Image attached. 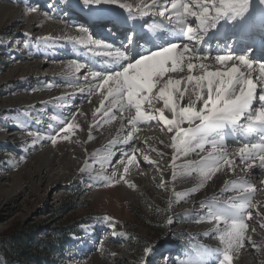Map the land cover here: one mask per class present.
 Instances as JSON below:
<instances>
[{
    "label": "snow or ice",
    "instance_id": "6c2138e0",
    "mask_svg": "<svg viewBox=\"0 0 264 264\" xmlns=\"http://www.w3.org/2000/svg\"><path fill=\"white\" fill-rule=\"evenodd\" d=\"M73 3L86 11L90 22L105 32L120 31L121 26L127 24L126 18L104 7V5L116 3V0H82V4L79 0H72L69 7H72ZM259 3L264 5V0H259ZM155 4L156 0H152V4L146 5L145 9L154 7ZM120 8H127L129 15L132 14L130 6L121 4ZM170 9L169 20L171 22L175 19V27L179 29L177 39L186 37L188 41H195V43L178 45L176 42L165 39L164 34L161 33L157 39L162 40L163 43L157 44L147 32L124 28L125 43L115 49L111 60L118 70L107 74L102 71L90 73L94 79L98 78L99 82L89 91L99 92L104 98L101 100V107L95 110L93 116L101 111L109 116L112 108H106L104 105V101H109L113 107L119 106L120 112H123L125 108L135 110V116L128 120L133 130L140 122L159 121L167 127L168 132H174L171 147L177 154L187 156L196 149L204 151L205 145L209 144L211 151L207 157H202L198 164L184 165V167L199 170L202 186L204 181L210 180L224 166L231 168L232 161L227 159L228 153L223 150L226 132L264 136V92L257 93V84L252 78L251 57L245 54L233 55L236 44H227L228 39L235 37L237 44L241 46V52H249L254 50L253 44L259 36L264 49V8L260 9L259 18L256 10L252 9L250 0H218V2L217 0H197L195 5H192L191 0H171ZM137 11L141 16L147 15L146 10L137 9ZM167 11L168 5L165 4L164 10H161L159 15L164 17ZM189 17L195 18L196 28L191 26ZM225 25H230L224 31L225 47L230 51L228 54H217L214 57L215 63L224 70H209L211 67L209 63L194 62L212 59L210 53L204 54L203 48L196 45L204 43L201 37L208 35L209 30H214L212 35L215 36ZM129 32H132V35H129ZM104 47L110 50L112 48L111 45ZM109 55H112L111 51ZM82 67L83 65L80 64L75 65L77 71ZM185 68L189 73L186 79H174L168 75L183 72ZM260 69L264 74V63L260 64ZM194 72L199 74H193ZM189 89L187 103H179L184 100L185 92ZM193 96L195 99L192 98ZM155 101H162L163 107L152 108ZM198 101L201 104L200 107H197ZM145 102L151 110L142 107ZM165 110L171 113V119L165 115ZM53 119L56 117L54 116ZM185 123L188 127H181ZM78 127L73 116L72 120L61 127L56 135L49 138L53 144L57 142L58 137L67 140L68 133ZM60 133L64 135L60 136ZM88 138L89 140L93 138L91 131ZM132 139L133 132H129L124 142L127 143ZM236 155L242 160L258 158L260 167L264 168V140L260 143H244ZM177 159L178 155H173L172 161L175 162ZM145 160L147 161L148 157H145ZM134 163L135 157H128L123 173H128V166ZM173 167H175L174 163ZM84 170L82 168L80 171ZM124 174H120L115 182L123 181L129 188H134L135 185L127 181ZM115 177L114 170L112 177L100 178L112 182ZM172 179H176L175 171L172 173ZM240 185L237 191L241 194L231 198L225 206H208V218L215 221L217 225L223 224V228H215V231L219 233L218 239L223 245V248L218 250L219 264H232L233 257L230 253L239 251L245 239L253 243L251 237H246L248 229L246 219L251 218L252 213L248 209L252 207L250 198L256 189L252 185L245 186L244 182H240ZM195 190L194 188L193 191ZM104 219L111 221V218L107 216ZM172 222L173 218L169 217L168 223ZM154 251L150 247L144 248L143 264H148L147 257ZM185 264H205V262L203 259H197L188 260Z\"/></svg>",
    "mask_w": 264,
    "mask_h": 264
},
{
    "label": "bare ground",
    "instance_id": "6f19581e",
    "mask_svg": "<svg viewBox=\"0 0 264 264\" xmlns=\"http://www.w3.org/2000/svg\"><path fill=\"white\" fill-rule=\"evenodd\" d=\"M7 1L10 3L6 4L0 1V23H3V21L7 20L13 23L7 26V28L3 27L4 29H6L5 33L11 34L13 38L14 36L16 38L17 35H19V38H22L23 46H21L20 51L19 49L16 50L15 48H13V50L11 51L13 57L15 58L11 60L10 63L6 64V66L12 69L14 67V70L11 69L9 74L5 75L8 76V79H6V81H4L3 83L9 82L11 84H15L20 79L26 81L24 86H22V89L20 88L16 90L19 92H24L25 94L29 90V92L31 91V96L29 101H22V97L20 98V96H16L15 99L13 98L15 101H17L16 105H12L11 110L5 109L6 112L12 113L17 118L26 119V126L23 125L19 127V129L17 127H14V132V130L10 131V125L6 120H0V139L2 138L1 141H4V143L0 142V145H5V143H8V138L12 137H20V139H22L21 143L32 140L33 143L31 144H26V142L24 143L26 146L25 152L19 149L18 151H16V153L19 155L22 154V152L24 153L23 159L21 160L24 161L25 168H28V170L31 172L33 171L35 177L38 176L37 178H39L41 171L42 173H45L47 175L51 171V168L49 171L44 172L43 166L48 163H51L52 166H54L57 165L58 162L57 159H55V157H57L56 154H53L52 149L47 147L49 139L41 136L43 135V133H46L47 127L46 125H42L41 123H39L40 116H42L45 124L52 123L53 125L60 128L64 127L65 124L67 122H70L73 116H75V123L79 125V127L74 131L68 133L69 139H62L66 142V144L63 145V149H61L62 146L60 147V149L65 153L62 160H67L68 155H72L77 160L76 162H78V164L76 163L77 166L73 169V172L80 174V170L84 168V164H86V162L88 161V164H90L89 168H91V171H95V175L103 171L113 172L115 170L118 172L116 176L119 178L120 174H124L123 167L127 163L128 157L134 156L135 163L128 166L129 172L138 171L137 173L140 175L138 176L135 174V176H131L129 178H126L125 176V179L127 181L130 182L131 180H133L135 182H142L146 180L150 185H152V187L154 186L169 193L172 191L170 185L171 182H173L174 186L178 188V191L180 193L179 202L185 203L182 212H193L194 210H197L199 215L203 214V219L208 218V206H225L226 202L231 198L240 195L241 192L237 191V189L241 187L240 182H244L245 186L252 185L254 186L256 191H254L250 198L252 207H250L248 211H250L252 215L250 219H246V223L248 224V229L250 227L253 228L254 240L253 243H249L248 240L245 239L243 245H245V251H253L251 259H253L256 264H261L262 261L264 262V259H262V257H260V255H258L255 250V248H264V184H262V182H264V168L260 167L258 158H255L256 160L247 158L242 160L240 156L236 155L239 148L242 147L244 143H251L252 141H254V135L245 136L244 140H242L239 144H236L234 148H223L224 151H226L228 154L231 153L232 155V159L230 160L232 161L231 168H229L228 166H224L219 171H217L210 180L204 181L203 185L201 186V177L199 175V170L184 167V165L186 163L198 164L202 157H207L209 152L211 151V146L209 144L205 145L204 151L196 149L195 152H190L187 156H184L183 154H177L171 147L172 136L175 135L174 132H168L167 127L159 121L140 122L137 124L135 130H133V126L128 123V120L131 117L135 116V110H129L125 108L123 112H120L119 106L113 107L109 103V101H104V105L106 108H112V112L109 116H106L104 114V111L96 113V115L93 116L95 110L101 107V100H103L104 98L100 95L99 92H90L89 89L94 88L95 85L99 82V79L89 77V80H86L87 82L83 83L80 78L78 79L75 77L74 73H83L77 71L75 65L79 64L78 61H80V58L84 55V53H88L89 55H91L89 52L90 50H100L98 49V47H89L88 45H84L81 46L78 50L68 51L64 48H60L61 46L58 45L59 43L61 44L64 42L69 43L77 40H84L83 38L85 35L82 32L73 30L71 27L72 22H70V20L62 21L58 17L59 12L63 14L65 13L66 9L69 7L71 0H48L50 3L48 4L49 7L54 10L53 15L46 14L45 11L48 10L43 7L42 3V8L40 10H42L43 12L41 11L38 16H34L35 14L28 11L29 6L30 8L32 7V2L30 0L26 2H23V0ZM33 2L38 3V0H34ZM191 2L192 5H195L197 0H191ZM13 3H18L20 5L24 3L22 5L23 8L19 9L18 6L15 7ZM250 3L252 9L254 11L256 10L257 15L260 13V9L264 8V5H260L259 0H250ZM121 4L130 6L132 9V14H139L140 12L137 11V9L146 10L147 15L144 16L148 18V21L154 19L155 21L167 22L169 20V16L171 15V0H160L155 4L154 7H148L147 9H145V6L151 5L150 0H116V3L104 5V7L110 9L111 11L119 10L124 13L128 12L127 8H120ZM165 4L168 5V11L164 17H161L159 15V12L161 10H164ZM76 9L78 11L81 10L80 7H76ZM79 12V16L82 17L83 15ZM21 13L25 15V18H23L22 20L18 18V15L21 16ZM174 20L175 19H172L171 22ZM189 20L191 21L192 27L197 26L195 18L189 17ZM50 25H52L53 28H51ZM124 28H127V24L121 26V33L123 32ZM10 30L15 31L9 32ZM46 41L57 43L56 47H58L61 52L52 53L42 51L41 48L35 49L33 46L34 43H41ZM176 43L178 45H182L183 43H185V41L180 40ZM19 44L9 43L10 46L14 47H16V45L20 46ZM196 46L202 47L198 45ZM76 55L80 56L79 59H77V57H74ZM100 55L102 56V54ZM211 57L212 59L208 61L194 62L209 63L211 65L209 70H224L220 65L215 63L213 55H211ZM101 58L106 59L104 55ZM19 60L24 61V63L20 62ZM75 60L77 62H75ZM80 65L84 64L80 63ZM41 66L45 67L46 70L48 69V72H45V76H43L46 81H43V83L37 85L38 81H42V77L38 75V73L36 74ZM93 67L94 66L92 64L87 63L83 70L90 71ZM113 70H118V68L115 67ZM108 72L110 71H106L105 74H107ZM193 74L199 73L194 72ZM168 75H171V77L174 79L183 80L186 79L189 73L185 68L183 72L171 73ZM15 78L18 79L14 80ZM166 78L167 75L165 79ZM252 78L254 80V83L257 84V93L259 94L264 92V74L261 73V70L254 67V65ZM26 86L29 88H24ZM181 87L183 88V85ZM82 89L83 91H81ZM189 95L190 89L185 92L184 100L179 101V103L186 104ZM69 98L70 100L76 98L77 101L75 102L77 103V106L75 108L64 107L63 111H68V114L63 113L64 115L62 116L61 121H57L50 117V115L54 116L61 113L54 106V101L63 102L64 100ZM192 98L195 99L194 96ZM160 103L163 107L162 101L153 102L151 107L158 109V105ZM256 104L257 106L259 104L258 96ZM200 106L201 104L198 101L197 107ZM42 107H44L45 109L41 110ZM142 107L144 109L151 110L147 102H145ZM21 110H25V112L28 111L30 115L33 113L34 115H32L31 117L33 120L30 121V119L27 118V113L21 112ZM15 111H17L18 113L17 115ZM165 115L168 116L169 119L172 118L171 113L167 110H165ZM123 122L127 124L126 127L122 125ZM181 127L187 128L188 125L185 123L182 124ZM28 128L34 130L36 134L34 136L28 135ZM150 128H152L153 130L151 133L148 132V129ZM24 131L26 132V135L24 137L22 136V138L21 134ZM89 131H91L93 137L91 140H89L88 138ZM10 132L16 134L11 135ZM129 132H133V139L125 143L124 140ZM38 136L40 138H37ZM58 139L61 138L58 137ZM113 141H115V143H112ZM229 142H231V135H229L228 131L226 132L224 137V144ZM73 147L80 148V151L78 150L77 152H73ZM60 149L58 151H60ZM153 149H155V151H153ZM150 153L156 154L158 158L150 157ZM197 153H200V156H198V158L196 157ZM93 154H97L99 156H93ZM173 155H178V159L175 162L172 161ZM145 157H148L147 161L145 160ZM29 158L35 159L34 163H36L40 159L42 161V168H35L33 170V164L27 161V159ZM159 158L161 160H159ZM160 161H162V163ZM173 163L178 166V172L181 171V173L179 174L183 178H178L177 184L172 179L173 171H171V166ZM8 164H11L12 167H17V163L13 161ZM148 164H153V167H150L152 168L150 172L146 171ZM64 166L66 168V172H68L66 175L68 177L71 174L72 166L68 164H64ZM246 175H253L251 182H246L248 181L245 179ZM186 176L188 179H186ZM189 179L190 182L187 183ZM162 184L163 186H161ZM194 188L196 189L195 191H193ZM145 190L150 192V188H147ZM203 197H205L204 200H202ZM218 197L224 199L219 200ZM254 202L258 211L253 210ZM199 206H203L204 208L196 209ZM255 213L257 214V218L253 219V215ZM175 215L179 216V213L176 212ZM245 215L247 216V212L245 213ZM203 225L204 224L202 223L200 226L202 227ZM212 226L213 228L211 230H215L216 227L223 228L222 223L217 225L215 221L212 222ZM196 232H198V230H195V233ZM238 258L241 257L239 256ZM204 262L205 264H214L212 260H204Z\"/></svg>",
    "mask_w": 264,
    "mask_h": 264
},
{
    "label": "rangeland",
    "instance_id": "374dc122",
    "mask_svg": "<svg viewBox=\"0 0 264 264\" xmlns=\"http://www.w3.org/2000/svg\"><path fill=\"white\" fill-rule=\"evenodd\" d=\"M0 1L6 4L10 3L7 0ZM26 1L28 0H23V2ZM30 1L32 2V7L30 8L29 6L28 8L30 13L37 11L38 8L33 6L36 5L38 7L42 4V1L44 5L50 4L48 0H41L38 3L33 2L34 0ZM79 3L82 4V0H79ZM13 4L15 7L18 6V8L21 9L24 3H22V5L18 3ZM46 9L48 10L45 11L47 15H53L54 10L47 6ZM41 11L42 10H40V12ZM62 14L61 12L58 13L60 19H63L61 18ZM18 18L22 20L24 16L21 17L18 15ZM11 24L13 23L8 20L0 23V112L11 110L12 105H16L17 101L14 100L16 96L22 97V101H29L31 96V91L29 92V90L26 94L16 90L22 89L26 81L20 79L15 84L9 82L3 83L8 79V76L5 75L9 74L12 69L8 68L6 64L10 63V61L15 58L13 54H11V51L13 48L16 50L19 49L20 51L21 46H23L22 38H19V35L13 38L11 34L5 33L6 29L3 27L7 28V26ZM50 27L53 28L52 25H50ZM73 28L76 27L72 26V29ZM11 31L14 32L15 30H10L9 32ZM9 43L21 44H19L20 46L16 45V47H14L10 46ZM19 61L24 63V61ZM12 70H14V67ZM45 72H48V69L46 70V68L42 66L39 68L38 72H36V74L38 73V75L42 77V81H38L37 85L46 81L43 77L45 76ZM84 76H86V74H84ZM17 79L18 78H15L14 80ZM24 88L29 87L26 86ZM21 112L26 113L25 110H21ZM15 113L16 115L18 114L17 111H15ZM31 115L34 114L32 113ZM6 117H9V115L4 116V113H1L0 120H6ZM40 119L42 120V116H40ZM43 125L46 124L44 123ZM46 129L49 130L48 128ZM11 130L15 132V128L12 127V125H10V131ZM152 131V128L148 129V132L151 133ZM11 133L13 132H10V134ZM25 135L26 132L24 131L21 137ZM8 139V143L0 145V234L8 233L11 228L20 224H38L44 227L45 231L48 232L51 228L59 227L64 223L68 219V216H81L88 210H97L102 213L103 218L106 216L111 218L110 222L102 219L94 221L92 224L82 226L81 231L83 235L78 238L71 237L69 244L73 241L72 244H70V246L68 244L67 247L50 257L48 264H143L145 247H150L155 250L147 257L148 264H185L188 260L195 261L197 259L212 260L214 264H219L218 250L223 248V245L218 239L219 233L212 230L211 232L213 233L208 234L206 230L200 226L202 223H209L212 222V220L209 218L203 219V214L199 215L197 210L193 212H182L185 203L179 202L180 193L173 182H171L170 185L172 188L170 193L154 186L152 187L146 180L142 182L136 181L137 183L131 180L130 183L135 185V187L129 188L123 181L116 183L115 180L118 179L117 176L112 182L100 178L102 176L112 177V171H103L105 174H100L102 173L100 172L95 175V171L93 172L91 168H89L90 164H88V161L84 164L85 170L83 172L80 174L73 172V169L77 166L76 163L78 164V162H76L77 160L72 155H68L67 160H62L65 153L61 149H63V145H65L66 142L60 139L53 145L50 138L47 147L52 149L53 154H56L57 157H55V159H57L58 164H53L54 166H52L51 163L44 165V172L49 171L50 168L51 171L47 175L41 171L40 177L37 178L38 176L35 177L33 171L31 172L28 168H25L24 161L21 160L23 159L24 153L22 152L20 155L16 153L19 149L25 152L26 146L24 143L31 144L33 141L28 140L21 143L22 139H20V137ZM1 142L4 143V141ZM61 146L62 148L60 149ZM73 148V152L80 151L78 147ZM59 149L60 151H58ZM149 155L150 157L158 158L156 154L150 153ZM93 156H97V154H93ZM198 156H200V153H197L196 157ZM227 159H232L231 153L228 154ZM254 159L255 158L251 160ZM159 160L161 159L159 158ZM12 161L17 163V167H12L11 164H8ZM27 161L33 164V170L35 168L39 169L42 165L40 159L36 163H34L35 159L32 158L27 159ZM160 162L162 163V161ZM64 164L72 166L71 174L68 177L66 176L68 172H66ZM150 167H153V164H148L146 171L150 172L152 170ZM171 169V171L176 172V179L174 182L177 184L178 178L183 179L179 174L181 171L178 172V166L175 165V167H173V164ZM115 172L117 175L118 172ZM137 172L138 171L128 172V174L126 173L127 175H124L126 178L135 176V174L139 176L140 174ZM252 178L253 175H246L245 179L248 180L246 182H251ZM186 179H188L187 176ZM189 182L190 179L187 183ZM78 187H81L85 197L89 200L88 206L66 215L59 213L57 209L64 203L68 192L67 189H78ZM147 188H150V192L145 190ZM218 198L223 199L220 197ZM204 199L205 197L202 198V200ZM143 202L150 203L153 207L161 208L162 213L166 215L167 220L164 222L166 234L162 238H158V234L147 227L148 225L140 222L136 216L135 209L138 207L140 208V213L145 218L152 215L153 209L142 206L141 204ZM198 208L204 207L199 206L196 209ZM256 208L254 202L253 210L258 211ZM176 212L179 213V216L175 215ZM256 215V213L253 215V219L257 218ZM169 217L173 218L171 224L168 223ZM124 230L129 232L124 233ZM195 230H198V232L195 233ZM136 236L143 238L141 245H138ZM246 237H248L247 231ZM249 237H251L252 241L254 240L253 236ZM187 242H190L192 247L187 246ZM244 247L245 245L239 249L240 251H233L230 253L233 257L232 264H256L255 261L251 259L253 251H245ZM255 250L257 254L264 259V248H255Z\"/></svg>",
    "mask_w": 264,
    "mask_h": 264
},
{
    "label": "trees",
    "instance_id": "16d2710c",
    "mask_svg": "<svg viewBox=\"0 0 264 264\" xmlns=\"http://www.w3.org/2000/svg\"><path fill=\"white\" fill-rule=\"evenodd\" d=\"M67 190L64 203L57 209L59 213L66 215L88 206L89 200L81 187ZM141 205L153 209V213L145 218L138 207L135 214L139 221L154 230L158 238H162L166 234L164 223L167 220L166 215L162 213L161 208L153 207L150 203L143 202ZM102 219L104 218L99 211L88 210L81 216H68L59 227H53L48 232L38 224L17 225L8 233L0 234V264H48L50 257L68 245L72 235L81 233L83 224ZM136 240L138 245H141L143 238L136 236Z\"/></svg>",
    "mask_w": 264,
    "mask_h": 264
}]
</instances>
